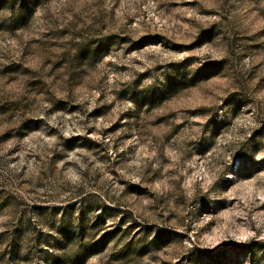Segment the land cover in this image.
Wrapping results in <instances>:
<instances>
[{
    "label": "clouds",
    "instance_id": "9594fccd",
    "mask_svg": "<svg viewBox=\"0 0 264 264\" xmlns=\"http://www.w3.org/2000/svg\"><path fill=\"white\" fill-rule=\"evenodd\" d=\"M164 2L165 0H154L151 3L136 0L135 5L129 6V14H139L144 8L150 12ZM63 6L77 13L87 7L93 14L96 10L104 11L111 7L104 0H97L95 5H86L85 0H80L79 4L66 3ZM14 11L15 8L4 15L11 20L14 18ZM157 14L161 17L165 15L162 10H158ZM42 15H48L49 19L55 18L54 15H49L48 6L39 8L33 19L38 20ZM117 17L115 25L98 33L85 32L83 36L65 37L66 40L73 39L77 45L67 49L69 55L75 56L81 43L90 36L118 32V36L112 39L106 49L100 53H90L85 58L86 76H78L74 82L65 81L60 89L53 87L51 83L45 88V95L41 98L43 102L34 111H29L30 115L42 118L44 123L40 131L30 135L28 139L34 141L39 138L43 142L44 137H50L45 144L49 150L46 155L52 149L63 155V167L57 183L73 192L81 187L89 188L95 173H117L103 186L108 196L105 203L119 204L126 211L130 210L133 218L140 221V226L136 229V240L149 247L146 249L147 255L138 264H164L162 257L179 260L180 264H192L188 254L193 249L208 247L205 234H211L212 228L220 224V212L225 207L234 208L235 211L227 230H221L222 237L230 242L238 241L239 243L232 245L236 247L251 246L247 243L249 241L262 242L257 245L261 249L257 264H264V219H260L254 212L258 204L264 203V133H257L255 137L252 135L253 130L264 125V85H258V80L241 85L238 77L224 68L202 75L209 61L230 57L229 45L221 35L200 40L199 26L188 28L182 42L191 47L177 49L175 53H169L165 60L157 53L168 47L167 41L148 39L140 42L142 47L136 46L135 42L153 29L147 24L137 28L124 26V19L118 10ZM139 19H143V16L140 15ZM33 29L35 24L30 25L29 31ZM47 30L46 27L39 29L40 32ZM4 63L7 61L0 63V69ZM161 64L163 67H158ZM75 70L66 69L60 75H67ZM170 78L195 84V88L181 89L175 94L186 96L198 91L203 97L201 102L183 107L168 103L174 91L168 90ZM3 79L7 81L9 78L5 76ZM28 79L25 76L19 77L15 84H9L0 95L15 99L19 94L25 93ZM80 84H87L89 91L84 93ZM242 88L246 95L253 98V102L245 106L246 111L251 109L244 117L247 123L233 124L227 137H218L219 130L215 128V122L225 121L232 116L235 105L228 97ZM157 92L165 93L159 98L161 103L158 107H152L150 102L142 104L145 97ZM59 100L67 101L66 109L73 104L81 107L66 119L63 111L54 109ZM101 105L110 106L102 119L98 121L96 117L88 115L92 108ZM188 108L202 110L188 111ZM50 109L53 111L49 112ZM121 113L130 114L121 120L123 127L113 133H106L104 129L120 119ZM160 116L165 117L161 128L165 124L168 127L181 125L182 134L167 141L162 139L156 128L150 126V122ZM53 127L56 128L54 133L51 131ZM125 135L130 139H117ZM73 136L81 139H66ZM89 137L100 148L88 143L85 138ZM24 143L18 139L8 141L2 146L0 157L4 156L8 148ZM114 144L116 147H113ZM202 146L212 148L209 156L203 158L207 179L198 180L188 187L184 183L185 176L191 172L188 164L202 158ZM120 151H123V156ZM237 153H243L256 165L255 170L250 173L254 189L246 204L238 200L229 201V189L240 177L242 160ZM173 154L174 158H170ZM117 181L126 183L118 184ZM132 184L139 185L145 191L139 195H130L125 189ZM64 195L68 193L65 192ZM165 212L168 214L164 215ZM118 218L109 220L104 230L109 225H114ZM10 219L11 216L0 214V230H3ZM146 225L153 227L148 229ZM101 234L64 240L66 255L72 257L82 254L87 246L99 240ZM58 238L63 239L62 236ZM129 239L131 236L119 243L116 239L108 241L98 256H82V264H97L101 257L107 259L109 253L122 247ZM224 246L226 245H222ZM239 264H252L251 256L242 257Z\"/></svg>",
    "mask_w": 264,
    "mask_h": 264
},
{
    "label": "rangeland",
    "instance_id": "374dc122",
    "mask_svg": "<svg viewBox=\"0 0 264 264\" xmlns=\"http://www.w3.org/2000/svg\"><path fill=\"white\" fill-rule=\"evenodd\" d=\"M96 2L97 0H85L86 5L88 3L95 5ZM104 2L111 7L104 11L96 10L93 14L87 7L81 13H77L63 6L66 3L79 4L80 0H19L18 4L17 0H0V63L7 61L0 69V93L9 84H15L19 77H29L25 84V93L19 94L15 99L0 95V100H3L0 102V151L10 140L18 139L25 142L23 145L8 148L4 156L0 157V214L12 217L3 226V230H0V264H82V256H98L108 241L116 239L119 243L129 236L131 239L122 247L109 253L107 259L101 257L97 264H138L147 255L146 249L149 245L136 240L138 235L136 229L139 228L140 221L133 218L130 210L126 211L119 204L105 203L108 196L103 186L117 173L109 172L106 175L95 173L89 188L81 187L73 192L63 184L57 183V177L63 167L61 164L63 155L55 149L46 155L49 150L45 144L50 137H44L43 142L39 138L34 141L28 139L30 135L40 131L44 123L42 118L30 115L29 111H34L43 102L41 98L45 95V88L51 83L53 87L60 89L65 81L74 82L78 76H86L85 58L90 53H100L106 49L112 39L118 36V32L90 36L81 43L75 56L69 55L67 49L77 45L73 39L66 40L65 37L83 36L85 32L98 33L108 29L117 23L118 10L124 19V26L131 25L137 28L147 24L153 29L144 33L135 42L136 46L142 47L140 42L148 39L167 41L168 47L157 53L166 60L169 53L191 47L182 42L183 37L188 28L199 26L200 40L221 35L230 49V57L209 61L202 75L224 68L234 73L241 85L251 80H258V85H264V39H262L264 0H165L164 3L158 4L157 9L149 12L144 8L139 14L135 12L129 14V6L135 5L136 0ZM146 2L151 3L154 0ZM44 6H48L49 15H54L55 18L49 19L48 15H42L38 20H34L36 11ZM14 8L16 9L14 18L9 20L4 13ZM175 9L179 11H173ZM158 10H162L165 15L163 17L158 15ZM140 15L143 19H139ZM31 24H35V29L29 31ZM49 25L51 27H48ZM45 27L47 31H39ZM66 69L76 70L61 76ZM5 76L9 78L7 81L3 79ZM79 86L83 88L84 93L89 91L87 84ZM189 87L195 88L196 85L170 78L168 90L174 91L167 102L181 107L200 103L203 97L198 91L186 96L175 94L176 91ZM163 95L164 92H157L145 97L142 104L150 102L152 107H158L161 103L159 98ZM228 99L235 108L230 118L215 122V128L219 130L218 137H227L233 124L245 125L247 121L244 117L251 111V109L246 111L245 106L252 103L253 98L246 95L243 88L239 92L231 93ZM66 104L67 101L59 100L54 105L55 111H63L66 119L81 107L73 104L66 109ZM109 110L110 106L101 105L92 108L88 115L96 117L99 121ZM129 116V113H121L120 119L104 131L106 133L117 131L123 127L121 120ZM164 121L165 117L160 116L150 122V126L156 128L162 139L167 141L182 134L181 125L168 127L165 124L164 128H161L160 125ZM51 131L54 133L56 128L53 127ZM257 133H264V125L253 130V137ZM41 135L43 137V133ZM66 139L81 138L73 136ZM85 139L100 148L95 140H91L90 137ZM117 139L128 140L130 137L125 135ZM201 151L202 158L188 164L191 172L184 180L188 187L198 180L207 179L203 158L209 156L212 148L202 146ZM123 154V151H120V155ZM237 155L242 160L240 177L229 189V201L238 200L246 204L254 189L250 173L255 170L256 165L243 153ZM170 158H174V154ZM125 190L130 195H139L145 191L136 184L129 185ZM65 192L68 195H64ZM234 211V208L228 207L221 210L220 224L212 228L211 234H205L208 247L193 249L188 254L192 264H239L242 257L249 255L252 264H257L258 253L261 251L257 245L262 242L249 241L247 243L251 246L236 247L232 245L239 243L238 241L230 242L221 235V230H227L231 223ZM176 212H179V208ZM254 212L260 219H264V203L258 204ZM116 217L119 218L115 220V224L104 230L109 220ZM145 227L151 229L153 226ZM100 233L102 234L99 240L87 246L82 254L72 257L66 255L64 240L83 239L89 234ZM60 236L63 239L58 238ZM162 258L164 264H180L179 260Z\"/></svg>",
    "mask_w": 264,
    "mask_h": 264
}]
</instances>
